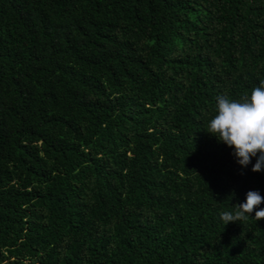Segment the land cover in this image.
Here are the masks:
<instances>
[{
	"label": "trees",
	"instance_id": "trees-1",
	"mask_svg": "<svg viewBox=\"0 0 264 264\" xmlns=\"http://www.w3.org/2000/svg\"><path fill=\"white\" fill-rule=\"evenodd\" d=\"M261 80L264 0H0V264H264L206 132Z\"/></svg>",
	"mask_w": 264,
	"mask_h": 264
},
{
	"label": "clouds",
	"instance_id": "clouds-1",
	"mask_svg": "<svg viewBox=\"0 0 264 264\" xmlns=\"http://www.w3.org/2000/svg\"><path fill=\"white\" fill-rule=\"evenodd\" d=\"M206 132L233 149L232 154L241 168H247L256 158L252 172L264 170V80L240 100L218 96L216 115L208 122ZM262 203L264 197L258 191H248L245 201L234 206V212H221L220 218L227 225L247 221L255 212L254 219L262 220L264 209L259 208Z\"/></svg>",
	"mask_w": 264,
	"mask_h": 264
}]
</instances>
